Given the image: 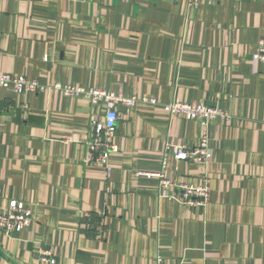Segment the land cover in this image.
I'll return each instance as SVG.
<instances>
[{
  "label": "crops",
  "instance_id": "crops-1",
  "mask_svg": "<svg viewBox=\"0 0 264 264\" xmlns=\"http://www.w3.org/2000/svg\"><path fill=\"white\" fill-rule=\"evenodd\" d=\"M264 1L0 0V72L44 90L0 87V210H31L21 232L0 231V264H264ZM56 84L156 98L119 107L108 167L86 162L91 114ZM207 103L231 114L206 130V169L178 161L205 126L163 104ZM176 181L210 177L204 207L163 196ZM207 170V172H206ZM174 192L168 191V194Z\"/></svg>",
  "mask_w": 264,
  "mask_h": 264
},
{
  "label": "built area",
  "instance_id": "built-area-1",
  "mask_svg": "<svg viewBox=\"0 0 264 264\" xmlns=\"http://www.w3.org/2000/svg\"><path fill=\"white\" fill-rule=\"evenodd\" d=\"M200 1L209 3L220 0H188L190 4H198ZM236 2L259 0H234ZM264 1V0H263ZM257 62H264V36L259 40L258 49L253 56ZM0 87L13 90L15 93L22 94L44 90L46 87L36 80L25 76H17L7 72H0ZM64 94L81 97L83 96L90 102L93 108L103 106V117L99 118L97 113H92L88 126V136L86 139V162L108 167L111 154L119 150L115 142L118 122L120 120L119 107H134L137 103L158 104L156 98L147 96H123L112 91L97 88L87 89L83 86L56 84ZM166 112L172 115H180L188 120H198L205 126L199 142L190 147L184 144L173 145L174 156L178 161L188 160L209 167L213 160V148L209 143L207 126L217 120L228 121L231 114L220 107H214L207 103H188L173 101L163 104ZM207 172V170H206ZM145 174L158 178L159 191L163 196L182 199L188 205L204 207L210 201L211 183L208 174H205L198 184L188 181H176L168 176L164 169L156 172L139 171L137 175ZM168 191L174 192L168 194ZM32 221V213L29 208L20 204L17 200H10L8 206L0 210V231L12 235L26 229ZM40 261L45 264H59L54 256L52 246L41 249ZM154 264H165L162 257H157Z\"/></svg>",
  "mask_w": 264,
  "mask_h": 264
}]
</instances>
